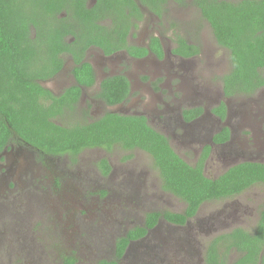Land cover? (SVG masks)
Masks as SVG:
<instances>
[{
    "label": "rangeland",
    "instance_id": "1",
    "mask_svg": "<svg viewBox=\"0 0 264 264\" xmlns=\"http://www.w3.org/2000/svg\"><path fill=\"white\" fill-rule=\"evenodd\" d=\"M134 31L130 42L144 43L153 34L160 38L166 56L162 63L172 65L175 75H162L163 82L156 89L159 76L147 70L160 69L159 61L134 62L121 55L123 58L110 61L111 67L104 65L101 70L126 72L133 89L128 102L108 107L97 101V90L85 89L73 118L64 121H90L109 110L143 113V104L153 103L157 95L164 101L174 97L172 106L178 112L192 106L181 99L179 86L183 85L191 91L192 104L206 111L224 100L221 77L230 70L229 52L216 42L210 25L191 0L183 4L169 1L160 18L144 8V20ZM175 34L197 44L200 54L186 60L171 56ZM90 55L93 60L100 57L96 51ZM65 61L57 76L43 82L53 92L64 88L62 78L66 85L72 82L68 78L71 61ZM261 73L264 75V68ZM226 101L232 142L212 147L204 168L211 178L242 161L264 162V88ZM154 107L150 124L169 137L182 158L194 163L219 124L209 132L206 126L212 118L206 116L210 119L193 124L192 134L185 140L179 136V129L164 127V116L157 110H162V103ZM240 110L246 112L244 121ZM107 152L103 148L85 149L76 162L62 156L45 166L33 161L20 180L7 179L14 184L0 187V264H68L69 259L71 264H98L101 259L114 257L116 239L143 224L147 212L184 209L182 200L162 189L158 171L146 152L119 147ZM108 156L111 171L103 176L96 163ZM263 203L264 185L257 183L235 196L204 202L184 225L161 219L146 236L130 243L118 264H204L211 238L236 227L253 232ZM237 256L232 251L230 261Z\"/></svg>",
    "mask_w": 264,
    "mask_h": 264
},
{
    "label": "trees",
    "instance_id": "2",
    "mask_svg": "<svg viewBox=\"0 0 264 264\" xmlns=\"http://www.w3.org/2000/svg\"><path fill=\"white\" fill-rule=\"evenodd\" d=\"M174 1L183 4L185 0ZM191 1L210 25L216 42L229 52L230 70L221 77L224 97L248 96L264 87V0ZM167 2L0 0V152L12 140L29 145L41 157L67 155L72 162L86 148L139 149L152 158L162 189L185 204L181 212H147L143 224L116 239L114 257L98 264H118L129 242L143 238L160 219L184 225L204 202L235 196L257 183L264 185V162L243 161L214 178L206 176L209 145L189 163L174 150L169 137L142 114L107 111L90 121H64L73 118L80 87L94 82L90 63L82 61L88 47L101 48L104 54L125 50L137 57L151 51L162 58L158 37H150L149 48L130 44L128 37L143 17L141 7L161 17ZM61 12L64 15L59 16ZM175 42L174 54L188 57L199 52L197 45L180 35ZM64 53L74 60L72 74L77 84L54 94L38 80L49 79L60 70ZM128 94L127 78L116 75L102 80L97 96L106 105H114ZM213 111L224 117V102ZM182 114L189 119L197 112L185 109ZM227 137L224 127L212 140L220 142ZM97 165L104 174L110 170L106 159ZM232 251L238 256L230 261ZM204 264H264V203L253 232L236 227L211 238Z\"/></svg>",
    "mask_w": 264,
    "mask_h": 264
},
{
    "label": "flooded vegetation",
    "instance_id": "3",
    "mask_svg": "<svg viewBox=\"0 0 264 264\" xmlns=\"http://www.w3.org/2000/svg\"><path fill=\"white\" fill-rule=\"evenodd\" d=\"M169 1H173V2H175L177 4H179L178 2H176L174 0H168V2ZM144 8L141 7V10L143 12V17H142V19L140 21L137 22V26L140 25V23L144 20ZM146 10L148 12H150L148 9H146ZM150 13H152V12H150ZM162 14H161V16H162ZM62 15H64V12H61L59 14V16H62ZM153 15H155V14H153ZM155 16L158 17L157 15H155ZM158 18H160V17H158ZM137 26L132 28V31H131V33H130V35L128 37V42L130 44H133V45H136V46H141V47L149 48L150 37L151 36L158 37L157 35H154L153 34V35L148 36V38L146 39V41L144 43H138V42L137 43H134V42H130V37L133 36V34H134L133 32H135L134 30H136ZM176 35H180V34H175V39H176ZM158 39H159V41H160V43L162 45V42H161V40H160L159 37H158ZM175 39H174V46L173 47H175V45H176ZM188 43H190V42H188ZM190 44H193V43H190ZM194 45H197V44H194ZM162 48H163V56H162V58H158L151 51H149L148 54H146L145 56L137 57V56H132V55L128 54L127 51H125V50H117V51H115V52H113L111 54H104V52L102 51L101 48H98V47H88L86 49L85 53H84V56H83L82 61H86V62L90 63V65H91V67L93 69V73H94V82L89 87H86V86H81L80 87L81 88V96H80V99H79L78 103L83 98L84 90L85 89L93 88V89L97 90V93H98V91L100 89V84H101L102 80L105 79V78H107V77H112V76H116V75H123L128 80V83H129V94H128L127 98L125 100H123L121 103L114 104V105H106L103 100H101L100 98H98L97 93H96L95 96L98 99L97 101L100 102L101 104L105 105V106H108V107H112V106L118 107V106H120V105L128 102V100L131 98L132 90L133 89H132V83H131L128 75L126 74V72L125 71L115 72L113 69H111V70L110 69H108V70H101V67H103L104 65H107V66L111 67L110 61H117L119 59L118 57L123 58V57H121V55H124V59L125 60L129 59V60L134 61V62H136V61H149L151 59H155L156 61H159L160 64H161V68L160 69H156L154 72L151 71V70H147V72L150 75L159 76V78L156 77L157 80H158V82H157V84L154 85V88L158 89V84L162 81V75H165L166 77L175 75V71L172 69V65L164 66V64L162 63V61H164V59L166 57L165 56V53H164V47H163V45H162ZM92 51H96V52L99 53L100 57H99L98 60H93L91 58L90 53ZM170 51H171L170 52L171 53V56H173L175 58H178L180 60H186V59H190L192 57H195V56L199 55L200 54V47H199L198 54L191 55V56H188V57H184V56H180V55L174 54L172 52V49ZM61 57L63 59V64H62V67L60 68V70L58 72H56L49 79L38 80L39 83L42 86H44L43 85V82L48 81L51 78L57 76L63 70V68H64V66L66 64V61L65 60L66 59H69L71 61V66L69 68L70 77H68V78H71L72 79V82L70 84L66 85L67 81L64 78H62V80H60V82H61V85L64 86V88H62L60 91H57V92H53L50 89V91L52 93H54V94H60L61 92H63V90L65 88L77 84V82L74 79V76L72 74V69H73V66L75 64L73 58L68 53L61 54ZM140 63H142V62H140ZM140 63H139V65L142 67V64H140ZM44 87H46V86H44ZM46 88H48V87H46ZM179 88L183 92L181 99L183 101L191 104L192 106L178 109V112L177 111L175 112V106H172V101H173L174 97H171L169 99V101H164V100H162L161 95H157V96L153 97V103H152V101H148L147 103L143 104V107L145 108V111L143 113H136V114L145 115L148 118L149 122H150L149 115L154 114V112H153L154 109H155L154 104L157 105V102L162 103V110H160V109H157V110H159V112L164 116V119H165V121H164V127L167 126V127H171V128L174 127V129H179V136L182 137L185 140L186 139H189V137L191 136V134H192L191 131L194 128V127H192L193 124H195V123L199 124L200 121L205 122L207 119H210L209 117H211L212 118V121L210 122V126L209 127L206 126V129H208L209 132H211L210 129L215 128L216 125L219 124V127L216 130H212L214 132H213L212 136L210 137V143L203 144L202 147H201V149L205 145H209V152H208V156H209V154H210L211 149H212L213 146H223V145H227L228 146V145H230L231 142H232V132H231L230 127L226 124L227 118H228V112H229V106H228V103H227L226 100L229 99L230 97H224L223 92H222V95L224 97V100H220L217 103V105L213 106L211 109H209L208 111H206L204 109V107H200L199 105H193L192 104V102L194 101V98L192 97L190 90H187L184 87V85L183 86H179ZM262 88H264V87H262ZM221 101H223L224 104H225V116L224 117H220L217 113H215L213 111V109L215 107H217L221 103ZM151 103H152V105H151ZM185 109L195 110V112H197V115L194 114L193 116H190L191 118L187 119L182 114V111L185 110ZM198 109H200V111ZM109 111H111V110H109ZM112 112H118V111H112ZM118 113H123V112H118ZM245 113L246 112L244 110H240V115H241V120L242 121H244V119H245ZM124 114H131V113H124ZM206 116H209V117H206ZM224 127H226L227 130H228V137H227V139L224 140V141H220V142H214L212 140L213 135L215 133L221 131L222 128H224ZM172 135H174V133H172ZM86 149H91V148H86ZM201 149H200V152H201ZM259 150L261 151V147H259ZM105 151H108L107 153L110 152V150H105ZM200 152H199V154H200ZM240 152L243 153L244 151L241 150ZM78 155H77V157H78ZM62 156H65L67 159H69V157L67 155H43L41 157L39 155V153L37 151H35L33 148H31L29 145L24 144V143L19 142V141L12 140L7 145H5V147L3 148V150L0 152V187L1 186H4L5 188H8V187H10V184L13 186L14 183L13 184L10 183L9 180H7V179L10 178V177H12V178L16 177L17 179L20 180L22 173H25L28 170V165L30 163H32L33 161L34 162H38V164H43L45 166V165L48 164L47 161H51V162L54 163V161H53L54 159H58V158H60ZM208 156H207L206 160L208 159ZM108 158H109V156L108 157H103L101 159H106L107 162H108V164L110 165V162H109V159ZM206 160H205V163H206ZM70 162H71V160H70ZM257 162H260V161H257ZM205 163H204V168H205ZM96 166H97L99 172H101V174L103 176L108 175L110 173V171H111V166H110L109 172L107 174H104L102 172V170H100V168L98 167L97 163H96ZM226 170H227V168H226ZM158 224H159V222L155 226H157ZM153 228L152 229H149L148 232H147V234L151 230H153ZM134 241L135 240L130 241L129 244H128V246L130 245L131 242H134Z\"/></svg>",
    "mask_w": 264,
    "mask_h": 264
},
{
    "label": "water",
    "instance_id": "4",
    "mask_svg": "<svg viewBox=\"0 0 264 264\" xmlns=\"http://www.w3.org/2000/svg\"><path fill=\"white\" fill-rule=\"evenodd\" d=\"M160 220H161V219H160ZM160 220H159V221H160ZM159 221H158V222H159Z\"/></svg>",
    "mask_w": 264,
    "mask_h": 264
}]
</instances>
